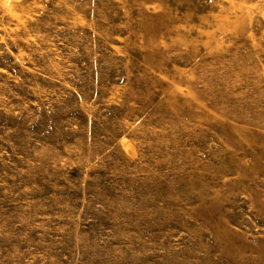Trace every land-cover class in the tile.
I'll return each mask as SVG.
<instances>
[{
	"label": "rangeland",
	"instance_id": "374dc122",
	"mask_svg": "<svg viewBox=\"0 0 264 264\" xmlns=\"http://www.w3.org/2000/svg\"><path fill=\"white\" fill-rule=\"evenodd\" d=\"M0 264H264V0H0Z\"/></svg>",
	"mask_w": 264,
	"mask_h": 264
}]
</instances>
